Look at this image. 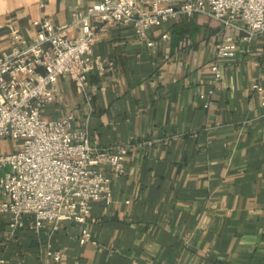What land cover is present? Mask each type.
Wrapping results in <instances>:
<instances>
[{
    "label": "crops",
    "instance_id": "crops-1",
    "mask_svg": "<svg viewBox=\"0 0 264 264\" xmlns=\"http://www.w3.org/2000/svg\"><path fill=\"white\" fill-rule=\"evenodd\" d=\"M101 1L0 0V51L11 31L31 39L35 20L69 24L73 12ZM241 35L204 15L154 28L152 45L131 27L102 28L94 55L112 65L90 75L91 104L61 78L47 115H74L72 126L98 148L134 145L112 202L91 204L94 243L84 245L79 224L36 229L25 216L13 228L0 212V264H50L47 250L64 252L63 264H264V43ZM218 39L240 49L233 63L220 62L214 81ZM14 148L0 140V153Z\"/></svg>",
    "mask_w": 264,
    "mask_h": 264
},
{
    "label": "built area",
    "instance_id": "built-area-1",
    "mask_svg": "<svg viewBox=\"0 0 264 264\" xmlns=\"http://www.w3.org/2000/svg\"><path fill=\"white\" fill-rule=\"evenodd\" d=\"M196 15L239 30L241 42L260 38L264 43V0H102L73 12L69 24H56L51 17L35 20L31 39L9 33L8 45L0 51V140L13 141L15 148L0 153V191L6 197L0 212L9 215L13 228L25 216L33 218L36 229L67 221L81 226L80 244L93 242L87 226L91 204H111L113 182L124 172L134 145L98 148L86 129L72 126L74 115L48 117L60 79H72L90 105V75L112 65L94 55L102 28L131 27L143 43L154 28ZM74 29L79 31L75 37L70 35ZM161 38L168 39L169 34ZM240 41L215 42L210 68L214 81L221 79L220 62L235 61ZM258 88L259 84L253 85ZM200 98L209 108L207 96ZM45 257L50 264H63L67 256L47 250Z\"/></svg>",
    "mask_w": 264,
    "mask_h": 264
}]
</instances>
